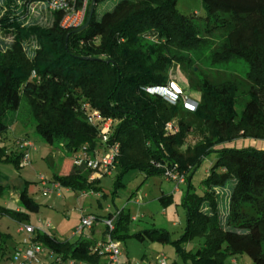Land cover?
Listing matches in <instances>:
<instances>
[{"label":"trees","instance_id":"16d2710c","mask_svg":"<svg viewBox=\"0 0 264 264\" xmlns=\"http://www.w3.org/2000/svg\"><path fill=\"white\" fill-rule=\"evenodd\" d=\"M99 1L89 26L74 31L62 26L63 13L50 9L49 0H0V142L16 120L34 124L37 133L61 144L70 158L80 149L95 153L118 144L113 172L121 185L130 170L146 177L184 172L187 225L178 242L202 238L203 245L194 251L177 243L183 261L224 264L238 251L261 250L254 262L264 264V0H203L202 18L180 11L178 0H118L97 18ZM90 4L88 0L85 22ZM216 32L222 38L210 53L211 62L243 60L244 77L214 81L201 76L188 53L210 45ZM176 66L193 74L189 84L200 92L194 110L183 98L172 103L147 90L170 86ZM94 111L112 120L106 141L102 123L90 120ZM171 122L177 130L167 129ZM196 133L201 140L185 152L189 136ZM240 138L261 143L226 145ZM17 145H0V161L20 167L27 149ZM212 152L215 161L197 191L192 175ZM72 163L50 181L74 191H103L101 178H91L92 170L79 171ZM8 180L0 173V196L10 188ZM20 200L27 211L0 205V214L29 223V212H38L40 205L27 186ZM159 200L168 205L173 196L163 194ZM118 211L109 240L127 235L133 219L125 208L105 219ZM153 232L168 240L166 230ZM30 240L52 252L45 257L49 264L106 262L98 243L109 240H60L40 230Z\"/></svg>","mask_w":264,"mask_h":264},{"label":"rangeland","instance_id":"374dc122","mask_svg":"<svg viewBox=\"0 0 264 264\" xmlns=\"http://www.w3.org/2000/svg\"><path fill=\"white\" fill-rule=\"evenodd\" d=\"M118 0H100L97 5V18L112 10ZM177 7L183 13L195 17H205L206 11L203 0H178ZM255 16V15H253ZM250 21V20H249ZM203 23H201V26ZM221 32L214 33L210 38V45L199 51L189 52L195 65L201 71V76L207 75L214 81H222L227 76L236 75L244 77L247 66L243 60L229 63L214 64L210 60V53L221 42ZM193 76L188 69L176 66L172 74V88L181 98H185L189 106H196L200 92L189 84V77ZM194 106V107H195ZM202 136L199 133L191 134L188 145H194ZM18 139H29L34 143L31 147L28 161L16 167L10 162L0 161V173L9 177L10 188L0 196V205L11 210L27 211L20 200L21 190L27 186L31 196L39 203L38 212H29V223L34 227L54 234L60 240H76L81 236L102 241L109 240L110 236L104 222L110 212L125 208L132 214L127 235H118L113 240L121 250V260L125 264L156 263L165 257L169 264H186L177 251V243L187 250H197L203 245L202 238L190 241H179L185 233L187 225L186 209L183 205L185 194L188 190L187 183L177 181L168 182L163 176L152 175L146 177L138 170H130L123 178L124 184L117 183L116 170L110 176L100 177L102 192L84 194L82 191L68 190L61 187L60 195H44L41 178L53 179L55 174L68 170L70 155L61 144L50 143L36 132L34 124L24 126L19 121H14L5 134V140L0 145H15ZM260 144L253 139L240 138L228 141L226 145L241 147L248 144ZM100 155L105 151L100 148ZM216 152L206 155L192 175V184L195 190L201 191L200 181L206 176L208 169L214 163ZM68 190V191H67ZM172 194L173 201L168 205L163 204L159 197L162 194ZM88 213L97 215V219L90 227H85L82 232L75 234L78 226L83 223V216ZM51 224L47 227V224ZM20 223L8 214H0V264L9 263L6 256L11 254L15 244L29 239L30 234L19 232ZM154 229H163L169 233L168 240L156 237ZM177 241V242H176ZM261 250L238 251L230 255L224 264H256L254 257ZM45 259V258H44ZM234 259L236 262H233ZM46 260V259H45Z\"/></svg>","mask_w":264,"mask_h":264},{"label":"built area","instance_id":"2783aa9c","mask_svg":"<svg viewBox=\"0 0 264 264\" xmlns=\"http://www.w3.org/2000/svg\"><path fill=\"white\" fill-rule=\"evenodd\" d=\"M87 5L88 0H49L50 9L62 11V26L66 28H78L84 24L87 15ZM147 90L151 93L160 94L172 103L178 102L181 98L177 94V91L172 88V85L168 87H149L147 88ZM183 99L188 108L193 110L196 109L197 104L196 106L195 104L189 106L186 99ZM90 120L94 123H102L103 139L104 141H106L108 138L109 129L112 124V120H104L98 111H94L91 114ZM167 129L171 131L177 130L174 123L172 122L168 123ZM17 144H20L21 147L27 149V153L23 158V162L28 161L29 149L33 147L34 143L30 140L25 139L23 141H17ZM99 153V151L93 153L91 151H88L87 149H80L72 157L74 165L79 171L92 170L93 173L91 178H100L101 176L104 177V175H111L113 172L114 163L116 162V157L119 153V145L115 144L114 146H112L109 150L105 151L103 156H101ZM166 178L177 181V188L180 183H185L187 180L186 174L184 172L180 173L173 170H167ZM41 180L43 185V194L45 196L51 194L55 190H58V192L60 193L61 185L58 182H51L43 177L41 178ZM83 193L89 194L88 191H83ZM117 215H119V211L115 213L112 218L104 220L107 226L108 233L112 232L115 229L114 219ZM96 219L97 218L95 215L84 214L83 223L81 226L77 227L75 234H77L78 232H82L85 227L92 226ZM50 226V223L47 224V227ZM37 230L44 231L43 229L34 227L30 223H20V226L18 228L19 232L29 233L30 236ZM30 236L29 239H24L21 244L18 243L15 245L9 264H49L48 260L45 257L52 255V252L49 251L47 247H45L39 241L30 240ZM98 246H100L102 250L107 253L106 262L103 264H125L121 260V250L119 246L114 242V240L111 239L109 241L98 243ZM58 260H61V258H58ZM233 262H236V260L234 259ZM64 264L88 263L78 262L75 259H70ZM149 264H166V259L165 257H162L158 262Z\"/></svg>","mask_w":264,"mask_h":264},{"label":"water","instance_id":"95a60500","mask_svg":"<svg viewBox=\"0 0 264 264\" xmlns=\"http://www.w3.org/2000/svg\"><path fill=\"white\" fill-rule=\"evenodd\" d=\"M95 4H96V0H91L90 9L86 22L82 26L76 28L74 31H81L89 26L94 14Z\"/></svg>","mask_w":264,"mask_h":264},{"label":"crops","instance_id":"0c3cea01","mask_svg":"<svg viewBox=\"0 0 264 264\" xmlns=\"http://www.w3.org/2000/svg\"><path fill=\"white\" fill-rule=\"evenodd\" d=\"M15 145H17V143L15 144ZM8 147H15V146H13V144H9V145H7ZM29 155H30V150H29ZM69 165H68V170H70V168L72 167V165H73V163H72V158H70L69 159ZM68 170H66V171H68ZM61 172H63V170H61ZM61 172H59V173H61ZM113 174V173H112ZM108 176H110V175H108ZM103 178V177H102ZM165 178V180H167L168 182H171L170 181V179L169 178H166V177H164ZM61 187H63V186H61ZM68 190H71V189H69V188H67ZM67 190V191H68ZM89 192V191H88ZM100 193V192H99ZM89 194H95V192H89ZM164 194V193H163ZM162 194V195H163ZM51 195H56L57 197L60 195V193L58 192V190H55V191H53L52 193H51ZM161 195V196H162ZM160 198V197H159ZM17 210H19L18 208H17ZM85 214H86V211H85ZM89 214V213H88ZM133 218H135V217H133ZM31 224V223H30ZM96 240V239H95ZM96 241H99V240H96ZM16 245V244H15ZM128 264V263H127Z\"/></svg>","mask_w":264,"mask_h":264}]
</instances>
